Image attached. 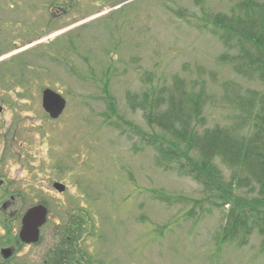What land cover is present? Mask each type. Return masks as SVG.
Instances as JSON below:
<instances>
[{
  "label": "rangeland",
  "instance_id": "obj_1",
  "mask_svg": "<svg viewBox=\"0 0 264 264\" xmlns=\"http://www.w3.org/2000/svg\"><path fill=\"white\" fill-rule=\"evenodd\" d=\"M241 1L0 0V105L10 135L18 129L23 162L34 157L38 196L48 202L39 245L0 264H43L70 215L80 217L81 247L96 264H264L258 229L223 240L228 206L211 204L210 191L175 161L158 164L142 142L162 135L145 117L144 94L153 99L152 90L175 79L205 91L200 130L244 121L240 99L255 95L261 112L264 81L236 70L237 48L214 23L233 18ZM44 88L67 103L55 122L41 109ZM211 165L223 190L235 180L234 197L255 194L220 159ZM52 181L67 191H51Z\"/></svg>",
  "mask_w": 264,
  "mask_h": 264
},
{
  "label": "trees",
  "instance_id": "obj_2",
  "mask_svg": "<svg viewBox=\"0 0 264 264\" xmlns=\"http://www.w3.org/2000/svg\"><path fill=\"white\" fill-rule=\"evenodd\" d=\"M234 11L233 18L220 16L214 19L222 30L220 38L225 44L231 43L237 48L238 52L231 61L238 72L251 77L256 75L264 81V4L244 0ZM152 93L153 99L149 93L143 96L145 117L149 124L162 131V135L146 134L144 137L141 134V137L145 145L154 149L157 163L163 165L175 161L178 172L192 177L210 191L211 204L228 206L223 240L249 235L256 228L264 236V104L260 112L261 103L258 104L259 110L256 106L254 108L255 95L245 102L243 99L238 102L242 109L247 106L246 115L242 118L251 123L248 129L245 119L228 126L200 130L205 121L203 87L197 92L188 91L182 80L175 79L172 86L152 90ZM134 100L137 101L136 96ZM190 153L195 158L190 157ZM216 158L239 174L237 186H249L251 183L250 191H255V194L234 197L231 187L235 180L229 183L228 190H223L218 173H212L211 164ZM70 216L72 227L71 233L67 229V236L77 240L83 233V227L76 221L80 219L78 215ZM244 242L245 239L240 238V244Z\"/></svg>",
  "mask_w": 264,
  "mask_h": 264
},
{
  "label": "flooded vegetation",
  "instance_id": "obj_3",
  "mask_svg": "<svg viewBox=\"0 0 264 264\" xmlns=\"http://www.w3.org/2000/svg\"><path fill=\"white\" fill-rule=\"evenodd\" d=\"M3 108L4 107L0 105V262L5 261L8 263L11 258H14V256L23 248H35L39 245L42 239L43 226L48 222V202L46 203L45 201H42L40 196H38L41 189L36 180L41 179V174L37 171V167L32 164L34 157L27 156L30 159L28 160V158H26L25 160H27V162H23V150L20 152L15 145L19 136L17 133L18 129L15 127L16 129L14 133L10 135L9 132L11 127H7L8 123L3 115V112L5 111ZM41 109L45 112H43V114L44 116L46 115L45 117L49 122H55L64 112L63 111L58 117L53 118L43 108ZM4 125L6 128H4ZM22 136L24 139L29 137L25 134ZM19 144L20 148H22V140ZM48 161L51 167H53L52 172L55 173L58 171L62 173L59 171V168L52 165L51 159L48 158ZM66 169L67 172L65 173V177L70 175V170L68 168ZM47 172L48 174L50 173L48 170ZM57 184L64 185L62 192L56 187ZM50 187L51 191L54 190V192L57 193H65L68 185L67 183L64 184L62 182L52 181ZM29 194H36V200L31 202L30 199L32 196L29 198ZM12 200H16L17 203L12 202ZM38 205H43L46 208L47 220L45 224L39 228L37 240L35 242H25L20 236L22 219L30 208ZM57 224H59V222H57ZM59 227L61 240H59L54 248L45 256L43 264H96L89 261L88 253H86L81 247L80 238L72 240L71 236H67V229L71 233L72 221L69 220L65 225ZM7 253H9V256H6ZM77 260L80 262H77ZM16 264L26 263L21 261Z\"/></svg>",
  "mask_w": 264,
  "mask_h": 264
},
{
  "label": "water",
  "instance_id": "obj_4",
  "mask_svg": "<svg viewBox=\"0 0 264 264\" xmlns=\"http://www.w3.org/2000/svg\"><path fill=\"white\" fill-rule=\"evenodd\" d=\"M64 99L54 91L45 89L42 95V107L51 117L56 118L64 109ZM60 191L64 189L63 185L57 184ZM47 210L43 205L30 208L22 219V228L20 232L21 239L25 242H35L38 238V230L46 221ZM6 252V251H5ZM6 256H9L7 253Z\"/></svg>",
  "mask_w": 264,
  "mask_h": 264
},
{
  "label": "bare ground",
  "instance_id": "obj_5",
  "mask_svg": "<svg viewBox=\"0 0 264 264\" xmlns=\"http://www.w3.org/2000/svg\"><path fill=\"white\" fill-rule=\"evenodd\" d=\"M43 39V38H42ZM42 39L40 41H42ZM44 40V39H43Z\"/></svg>",
  "mask_w": 264,
  "mask_h": 264
}]
</instances>
